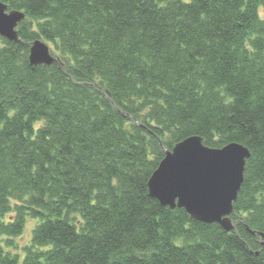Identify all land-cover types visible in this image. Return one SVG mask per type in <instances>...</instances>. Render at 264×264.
Segmentation results:
<instances>
[{
  "label": "trees",
  "instance_id": "1",
  "mask_svg": "<svg viewBox=\"0 0 264 264\" xmlns=\"http://www.w3.org/2000/svg\"><path fill=\"white\" fill-rule=\"evenodd\" d=\"M0 1L64 64L0 37V264H264V0ZM192 135L250 152L230 232L148 194Z\"/></svg>",
  "mask_w": 264,
  "mask_h": 264
},
{
  "label": "water",
  "instance_id": "2",
  "mask_svg": "<svg viewBox=\"0 0 264 264\" xmlns=\"http://www.w3.org/2000/svg\"><path fill=\"white\" fill-rule=\"evenodd\" d=\"M6 10L7 5L0 1V36L27 45L30 65L55 64L64 72L63 62L51 55L45 42H23L18 37L16 27L24 19V12ZM163 149L164 156L147 181L148 194L161 206L183 208L191 219L217 224L228 232L234 230L232 204L243 182L248 148L239 143L212 148L204 145L200 136L192 135L176 142L172 149ZM259 235L262 239L263 234ZM261 246L264 248V242Z\"/></svg>",
  "mask_w": 264,
  "mask_h": 264
},
{
  "label": "rangeland",
  "instance_id": "3",
  "mask_svg": "<svg viewBox=\"0 0 264 264\" xmlns=\"http://www.w3.org/2000/svg\"><path fill=\"white\" fill-rule=\"evenodd\" d=\"M259 15L261 17L264 16V13H263L262 9H259ZM48 44H49V46H50V48L52 49V52H53L54 50H53L52 45L50 43H48ZM40 125H41V123H37L35 125V127H39ZM163 147H165V146H163ZM165 149H167V148L165 147ZM36 224H37V222L34 221V220L33 221L32 220H27L26 223H25V227H24V231H23L22 235L20 237L14 238L13 245H11L10 247H5L4 243H2V245L4 246V250L9 251L12 256L18 255L21 258L22 255H23L22 247H23V245L28 243V241L30 239L31 228L34 227ZM2 239H4V238H2Z\"/></svg>",
  "mask_w": 264,
  "mask_h": 264
}]
</instances>
